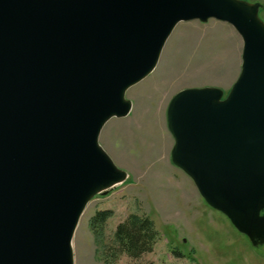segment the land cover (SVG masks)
<instances>
[{
    "label": "water",
    "instance_id": "water-1",
    "mask_svg": "<svg viewBox=\"0 0 264 264\" xmlns=\"http://www.w3.org/2000/svg\"><path fill=\"white\" fill-rule=\"evenodd\" d=\"M240 0H0V264H74L72 239L97 195L123 184L99 143L127 117L176 27L211 20L243 41L228 97L177 93L173 165L248 237L264 240V21Z\"/></svg>",
    "mask_w": 264,
    "mask_h": 264
},
{
    "label": "rangeland",
    "instance_id": "rangeland-1",
    "mask_svg": "<svg viewBox=\"0 0 264 264\" xmlns=\"http://www.w3.org/2000/svg\"><path fill=\"white\" fill-rule=\"evenodd\" d=\"M263 7L264 0H240ZM243 41L229 24H179L156 70L125 98L130 114L103 127L99 143L127 180L86 206L75 230L74 264H104V246L130 214L148 215L159 232L152 253L121 256L114 264H264V240L240 232L201 196L194 181L171 161L175 140L167 125L173 97L184 89L216 87L228 97L242 70ZM110 210L101 236L91 229L98 211Z\"/></svg>",
    "mask_w": 264,
    "mask_h": 264
},
{
    "label": "trees",
    "instance_id": "trees-1",
    "mask_svg": "<svg viewBox=\"0 0 264 264\" xmlns=\"http://www.w3.org/2000/svg\"><path fill=\"white\" fill-rule=\"evenodd\" d=\"M112 216L110 210L98 211L90 220V226L96 236H101L106 221ZM159 240V232L154 221L148 215L130 214L116 226L112 242L104 246L102 260L104 264H114L121 256L139 259L152 253Z\"/></svg>",
    "mask_w": 264,
    "mask_h": 264
}]
</instances>
